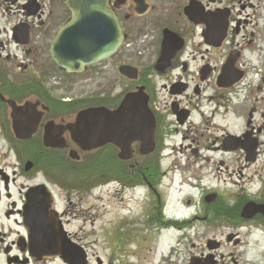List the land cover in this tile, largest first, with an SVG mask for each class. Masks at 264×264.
Returning a JSON list of instances; mask_svg holds the SVG:
<instances>
[{
	"label": "flooded vegetation",
	"instance_id": "1",
	"mask_svg": "<svg viewBox=\"0 0 264 264\" xmlns=\"http://www.w3.org/2000/svg\"><path fill=\"white\" fill-rule=\"evenodd\" d=\"M147 3L148 12L139 16L137 0H109L126 35L122 47L112 58L70 74L52 58L53 42L72 18L69 0H0V264H69L47 251L53 243L82 247L68 229L59 170L78 169L74 164L83 155L105 148H111L113 164L117 158L131 161H122L113 144L84 152L68 130L62 133L63 149L46 147L50 123L65 128L84 110H115L121 102L101 95L99 105L85 107L86 99L51 95L42 77L53 79L50 73H57L81 82L93 72L99 78L103 71L104 78L122 66L136 68L137 80L124 79L129 92L144 90L155 122V149L144 156L142 184L135 187L147 191V217L160 232L178 233L160 264H264V212L259 210L264 206V0H189L182 14L191 32L164 27L153 43V62L146 65L143 36L138 68L123 50L125 24L145 19L153 11L152 1ZM166 30L183 46L169 61L162 60ZM10 103L35 106L24 114L19 131L28 136L38 122L31 138L17 137ZM119 170V175L129 174ZM179 174L181 184L176 183ZM131 178L117 177L120 183ZM228 178H233L232 188ZM183 186L189 192L176 199L173 193L181 194ZM34 209L56 223L54 236L36 229ZM94 264L104 263L97 259Z\"/></svg>",
	"mask_w": 264,
	"mask_h": 264
},
{
	"label": "rangeland",
	"instance_id": "2",
	"mask_svg": "<svg viewBox=\"0 0 264 264\" xmlns=\"http://www.w3.org/2000/svg\"><path fill=\"white\" fill-rule=\"evenodd\" d=\"M151 1L153 11L145 19L136 18L125 24L128 38L123 50H129L132 59L128 63L138 68L141 59L136 54L142 48L139 40L143 36L146 65L153 62V43L158 40L157 37L161 35L164 27L175 32H191L182 14L183 6L189 0ZM111 63L116 67L119 60L115 59ZM100 72L99 78L93 72L91 79L85 77L81 82L78 79L73 82L66 80L57 73H50L53 79L42 77V80L49 84L51 95L86 99L85 107L99 105L101 102H98V96L101 95L110 97L113 101L116 99L115 104H119L130 91V84L119 74L118 68L111 70V74L104 78L103 71ZM14 77L23 78L18 74ZM132 147L133 157L128 163L124 162L126 164L118 158L116 164H113L115 162L108 155L111 148H105L96 152L98 155L95 152L83 155L82 161L74 164L80 166L78 169L67 167L59 170L64 176L62 200L69 212L68 229L86 251L91 264L97 259L104 264H160L161 257L168 253L169 246L175 245L178 237V233L160 232L156 222L147 217L150 214L145 207L147 191L135 187L142 184L138 176H141L139 173L144 156L140 154L139 146L133 144ZM130 165L133 167L131 170ZM112 167L116 168L115 174L111 172ZM120 167L125 171L129 170V174L119 175ZM234 171L235 169H229L230 174ZM180 174L177 184L180 180L181 183L183 181ZM116 176L132 178L128 182L120 183ZM233 178L239 181L236 175ZM233 178H228L227 185L231 188ZM183 190L181 194L173 193L174 197L178 199L177 195L183 196L186 191L189 192L187 186H183Z\"/></svg>",
	"mask_w": 264,
	"mask_h": 264
},
{
	"label": "water",
	"instance_id": "3",
	"mask_svg": "<svg viewBox=\"0 0 264 264\" xmlns=\"http://www.w3.org/2000/svg\"><path fill=\"white\" fill-rule=\"evenodd\" d=\"M141 10L138 15L146 14L149 10L147 0H137ZM136 2V0H134ZM72 18L66 24L52 45V58L55 64L67 73L82 72L87 66L94 65L114 56L121 47L125 35L119 18L111 9L109 0H69ZM192 4L186 9L190 16ZM217 26H215L216 30ZM217 31H215V34ZM162 43V60L172 58L176 49H180L182 43L177 42L176 35L164 31ZM120 73L131 80H137V70L130 66H122ZM13 108L12 118L15 123V133L21 140H27L36 132L38 122L34 124L28 136L20 126L24 122V116L30 115L34 105L27 103L23 107ZM148 97L142 88L137 92L125 96L123 102L116 110L107 108H92L78 114L74 124L65 128L55 127L50 123L46 127L44 141L46 147L63 149V131H70L72 141L84 152H90L113 144L120 150L119 158L128 161L133 157L132 145L140 143V154L150 155L155 148L154 131L155 122L148 111ZM25 114V115H24ZM16 121L19 126L16 128ZM60 128H62L60 130ZM71 158L77 159L75 152ZM33 211L36 221V229H41L48 236H54L57 231L56 223L43 211ZM264 212V206L259 208ZM61 233V229H60ZM66 237V235L64 234ZM47 251L52 255H59L69 264H86L87 254L84 249L73 245L71 242L57 246L54 243L47 246Z\"/></svg>",
	"mask_w": 264,
	"mask_h": 264
}]
</instances>
